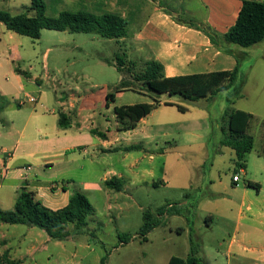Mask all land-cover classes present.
Segmentation results:
<instances>
[{"label": "rangeland", "instance_id": "1", "mask_svg": "<svg viewBox=\"0 0 264 264\" xmlns=\"http://www.w3.org/2000/svg\"><path fill=\"white\" fill-rule=\"evenodd\" d=\"M43 2L49 16H55L67 9H77L75 6L66 8L67 6L59 0ZM29 6L31 0H0V12L7 11L12 15L27 13L26 7ZM182 18L186 19L184 16ZM6 30L7 28L0 24V82L6 83L8 58L14 56L15 52H19L23 57L22 62L18 63L22 69L29 71L30 66H33L36 68L34 75L41 76L44 54L49 49L51 51L47 62L51 78L47 80L43 77L42 89L45 93L41 100L37 97L40 100L38 104L42 106L25 104L19 107L13 98H10L8 103L5 101L0 104V151L15 147L21 128L35 107L39 112L46 114L54 107L59 111L56 105L58 98L70 94L71 90L80 93L87 91L100 97L110 91L115 94V87L124 75L129 77V72L125 68L124 74H121L113 63L122 60L130 66L132 63L128 60L136 59V55L127 56L126 47L120 46L117 40L105 39L95 34L43 30L39 40L19 36V42H15L6 36ZM236 47L245 53L240 60L241 77L238 82L243 86V97L235 99L232 105L228 99H234V89L196 102H190L180 96L154 95L146 90H127L123 96L118 95L116 102L110 103V107L99 108L102 114L101 127L108 126L106 119H109L113 127L115 107L154 102V99L177 103L192 112L185 115L173 108L163 111L164 120L172 125L167 127L168 136L165 138L164 149L159 150L160 153H165L164 159H160L158 172L162 180H165L164 185L153 189L143 200L137 199L138 205L130 198V194L134 195L131 191H123L118 196V205H115L116 208L122 206L123 212L115 209L110 213L107 210L106 198L109 193L106 196L102 193L90 194L89 200L95 214L89 219V226L76 231L75 226L70 225L72 238L63 241L69 244V249L74 248L71 241L81 246L79 257L85 258L82 264H101L103 258H106V264H168L172 257L187 258L191 241L200 246L199 256L204 259L205 264H254L251 260L254 255H264V217H261L260 224L256 225L258 238L242 235L244 222L241 220L242 213L248 215L244 205H260L264 199V191L259 196L256 189L247 187L249 182L264 185V157L261 155L262 147L264 148V42L263 45L258 44L251 48ZM128 52L130 54L131 50ZM135 67L134 72H139L144 65ZM17 88L18 86L14 85L9 91L14 93ZM134 90L142 88L135 85ZM199 102L206 108L204 110L209 115V120L205 125H200L204 138L192 144L193 138L184 136V133L179 135L169 129L186 126V121L181 120L191 119L197 112ZM225 110H243L256 118L249 131L255 137V146L245 158L244 173L238 172L234 175V170H239L240 167L236 164V159L229 155L224 157L225 162H221L220 157L214 160L218 154L217 147L224 137L221 128L224 125ZM38 137L36 136L37 139ZM211 171L212 177L216 178V196L210 187ZM219 174L222 178L228 175L229 184L225 183L224 179L223 184H218ZM237 175L240 179L239 185H232V176ZM43 181L44 185L47 184ZM3 184L0 177V186ZM9 193L8 188L2 187L0 200L9 202ZM4 202H0V209L12 211L11 206ZM42 203L44 204V200ZM160 209L165 210L163 215L160 214ZM146 212L154 214V221H157L158 225L144 238L140 230ZM210 215L213 216L212 219L208 218ZM97 223H102V226L99 228ZM19 227L21 231L27 228L23 225ZM94 230H97L98 238L92 236ZM125 236L128 239H124ZM8 242L0 236V257L6 252L10 254L5 247ZM47 253L49 256H41L44 259L41 264L67 263L65 254L58 247L51 245Z\"/></svg>", "mask_w": 264, "mask_h": 264}, {"label": "crops", "instance_id": "2", "mask_svg": "<svg viewBox=\"0 0 264 264\" xmlns=\"http://www.w3.org/2000/svg\"><path fill=\"white\" fill-rule=\"evenodd\" d=\"M243 1L59 0L67 6L66 8L73 6L77 8L65 11L121 15L128 22L129 35L117 42L120 46L126 47L125 54L127 56L136 55V59H129L128 62L134 63L136 66L146 65L151 61L159 62L163 65L164 74L168 78L231 71L237 66L245 56L242 50L234 46H226L222 41L215 45L206 34L180 24L177 22V18L184 16L188 20L208 26L222 40L229 29L236 24L243 7ZM60 13L51 17H57ZM0 24L5 27L3 23ZM3 35H5L4 32ZM6 36L12 41L19 42L20 35L14 32L7 31ZM260 44L263 45V43ZM128 50H131L130 54ZM50 51L49 49L44 54L43 76L39 77L33 73L36 70L35 67L30 66L29 71H26L18 65L23 60L19 52H15L14 56L8 58L6 83L0 82V93L6 103L10 101V98H13L19 107L25 104L42 106L38 102L40 103L45 93L42 89L43 77L47 80L51 78L47 62ZM113 64L117 67V63ZM123 80H126L129 86L122 87L117 91ZM14 85L18 88L13 93L9 90ZM133 85V78L124 75L115 87L116 99L118 95L123 96L124 91L127 90L144 91V89L134 90L135 85ZM112 93L113 91H110L100 97L87 91L80 93L71 90L70 94L58 98L56 105L59 111L54 107L49 114H46L39 112L35 107L21 128L20 137L15 147L13 149L5 148L14 152V158L11 161V169L8 174L5 177L0 174L4 182L0 189L2 187L9 189V202L2 200L0 202L9 204L13 210L19 193L25 187L29 191L35 192L37 198L41 201L44 200V204L52 210L64 208L76 191L83 192L88 198L91 193H102L105 196L109 193L106 198L107 210L110 213L115 209L123 212L122 206L115 207L119 202L118 196L123 191H131L136 195L135 197L130 194V198L134 204L138 205V200H143L144 196H148L153 189L164 185L165 180H162V176L158 172L160 159H164L165 153H160L159 150L164 149L165 138L168 136L167 127H172V125L167 124L164 120L163 111L166 108H173L179 113L182 112L176 106L165 105V102L171 101L157 100L160 102L159 105L152 113L141 119L134 129H128L127 121L119 123L115 110L113 127L109 119L105 120L108 126L101 127L100 117L102 114L99 112V108L111 106L107 101V95ZM146 103L153 104L155 102ZM173 104L178 105L177 103ZM201 104L198 103L197 112L191 119L181 120L186 121V126L171 128L169 131L174 130L179 135L184 133V136L193 138L192 144L202 140L204 136L200 131V125L206 124L209 115ZM130 105L135 104L123 106ZM191 112L189 108H186V112L183 114L188 115ZM61 116L67 118L66 127L60 126ZM36 136H39V139ZM216 152L218 154L214 158L215 161L220 157V161L225 162L224 157L228 155L236 159L235 151L223 146L221 142ZM27 167L30 169L26 170ZM236 170H234V175L238 172L244 173L245 169L240 168L235 173ZM212 176L211 171L210 187L216 196L217 183L216 178ZM113 178L122 181V191L118 192L105 187V182ZM223 179L225 183L229 184V176L226 175L225 178H222L220 174L218 184H223ZM43 180L47 184L44 185ZM232 185H239V182L235 183L232 180ZM247 187L256 189L259 196L264 191V185L257 182H249ZM113 193H115V197L112 196ZM168 206L170 207V205ZM244 206L248 215L242 213L241 216V220L244 222L242 223V235L258 238L256 225L260 224L261 217H264V199L260 205L250 203L248 206ZM205 212L213 214L209 211ZM210 216L208 218L212 219L213 216ZM19 226L21 225L0 223V236L5 241H9L5 247L10 251L12 259L19 261L20 264H41L44 260L41 256L44 254L49 256L47 252L51 245L58 247L65 254L66 264L85 262V258L79 257L81 246L77 243L71 241L74 248L69 249V244H65L63 241L54 242L44 231L28 225H23L27 228L21 231ZM97 226H102V223H97ZM91 234L94 238H98L97 230ZM16 247H18L17 250L14 249ZM251 260L254 261V264H264V255L256 254Z\"/></svg>", "mask_w": 264, "mask_h": 264}, {"label": "trees", "instance_id": "3", "mask_svg": "<svg viewBox=\"0 0 264 264\" xmlns=\"http://www.w3.org/2000/svg\"><path fill=\"white\" fill-rule=\"evenodd\" d=\"M26 9L27 13L19 15H12L7 11L0 12V23H3L8 31L20 36L30 37L33 40H39L43 30L71 34H95L105 39L117 41L125 39L129 35L128 22L119 14L64 11L57 17H51L47 14V7L43 0H31V6L26 7ZM31 12L34 14L30 15ZM177 22L203 32L215 45L222 41L226 46L251 48L264 42V1L244 0L236 24L229 29L222 40L208 26L182 17L177 18ZM135 66L136 64L133 63L129 66L122 60L117 62L119 72L124 73L125 68H127L129 76L131 75L133 78V84L140 85L142 89L150 94L168 95L169 97L180 96L190 102H196L215 96L220 92L234 89V99H228L231 105L234 104L235 99L243 97V86L238 84L241 77L240 61L231 71L172 78L165 76L163 65L156 61L148 62L139 72H134ZM128 86L126 80H123L117 91ZM115 99L116 94L107 95L108 102L114 103ZM4 102L5 99L0 93V104H4ZM154 102L153 104L139 103L116 107L117 120L121 124L127 121L128 129H134L137 123L152 113L160 103L156 99ZM165 105L176 106L180 112H186V108L183 106L171 102H165ZM255 119L253 114L242 110H227L223 116L222 131L224 137L221 144L235 151L236 164L241 169H246L245 158L253 151L255 146V137L249 132ZM66 121L67 118L61 116L60 126L66 127ZM261 155L264 157L263 147ZM238 171L237 169L235 173ZM104 185L118 192L123 189L122 181L117 178L105 182ZM164 212V209H160L161 215ZM94 214L95 209L92 203L81 191H76L64 208L52 210L37 198L35 192L29 191L25 187L19 193L12 211L7 212L0 209V223L28 225L44 231L52 240L68 241L72 238L69 226L74 225L76 231L87 228L89 217ZM157 225V221H154V214L146 212L140 234L146 238ZM126 238L125 236L124 239ZM190 247V254L187 258L172 257L168 264H205L204 259L199 256L200 246L191 241ZM0 264H20V262L12 259L10 254L6 252L0 257ZM101 264H106V258L102 259Z\"/></svg>", "mask_w": 264, "mask_h": 264}, {"label": "built area", "instance_id": "4", "mask_svg": "<svg viewBox=\"0 0 264 264\" xmlns=\"http://www.w3.org/2000/svg\"><path fill=\"white\" fill-rule=\"evenodd\" d=\"M33 101H35V100H33ZM13 158H14V152L7 150V149L0 151V174L2 175V177H5L8 174V172L10 171V169H11L10 164H11V161L13 160ZM25 169L29 170L30 168L27 167ZM233 180L235 183L240 182L238 175L234 176ZM170 207H172V206H170Z\"/></svg>", "mask_w": 264, "mask_h": 264}]
</instances>
